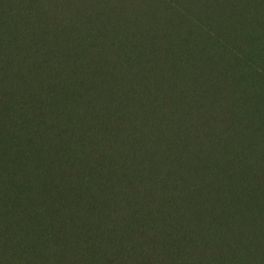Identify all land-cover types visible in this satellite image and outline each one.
<instances>
[{
  "label": "trees",
  "instance_id": "1",
  "mask_svg": "<svg viewBox=\"0 0 264 264\" xmlns=\"http://www.w3.org/2000/svg\"><path fill=\"white\" fill-rule=\"evenodd\" d=\"M0 264H264V0H0Z\"/></svg>",
  "mask_w": 264,
  "mask_h": 264
}]
</instances>
